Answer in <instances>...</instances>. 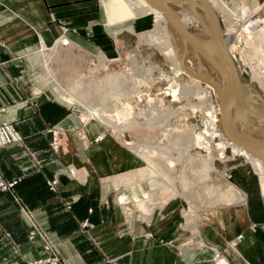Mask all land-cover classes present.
I'll return each mask as SVG.
<instances>
[{
    "label": "crops",
    "instance_id": "0c3cea01",
    "mask_svg": "<svg viewBox=\"0 0 264 264\" xmlns=\"http://www.w3.org/2000/svg\"><path fill=\"white\" fill-rule=\"evenodd\" d=\"M228 2L233 7L240 3ZM243 2L250 9L264 7V0ZM96 9L97 0H0V39L7 44L0 47V105L10 106L5 118L26 137L25 144L0 149V176L17 180L12 190L0 189V264H28L43 256L42 239L28 237L30 222L22 206L53 235L67 264H264L263 194L241 186L247 202L195 213L200 240L196 243L182 229L179 199L156 209L150 225L136 212L126 216L112 179L129 166L122 146L106 138L88 145L74 137L68 152L51 148L49 127L72 129L77 115L58 100L42 101L37 110L22 101L26 96L15 88V62L30 59L25 54L37 46L39 36L44 43L55 39L61 33L59 23L86 29ZM102 132L101 126L87 127L90 137ZM68 165L83 172V180L72 177ZM54 175L59 178L57 192L47 185ZM86 220L92 224L88 234L81 232ZM123 230L127 233L121 236ZM240 234L241 241L230 245Z\"/></svg>",
    "mask_w": 264,
    "mask_h": 264
},
{
    "label": "bare ground",
    "instance_id": "6f19581e",
    "mask_svg": "<svg viewBox=\"0 0 264 264\" xmlns=\"http://www.w3.org/2000/svg\"><path fill=\"white\" fill-rule=\"evenodd\" d=\"M146 1L153 9L156 16L157 27L154 30L158 29V32L162 31V34L145 33L142 36L143 41L151 42L156 44V46L161 47L165 52V58L171 62V69L173 71L171 77L162 72V75H166L167 80H169V85L166 87L164 93L173 97L174 101H185L186 104L183 103L184 106L182 109L184 112L188 108H186V105H189V108L192 107V111L194 110L193 112L196 110L201 112L206 111L207 115L201 117H203L204 120L202 119V122H204V125L207 128L203 131L201 130L197 132L199 125L192 124L188 127L189 132L187 135L177 133L178 136L176 135L175 142L173 141L174 146H170L171 142L168 145H165L167 147L164 146L165 148H169V151L171 149L178 151L177 157L169 155L165 156V153L162 154L164 150L163 140H165V138L161 139V137H159L160 139L156 145H150L149 142H141L138 144L128 142V145H131L129 148H132L134 152L146 162L147 166L113 177L114 184L117 187L124 185L131 188H134L137 184H141L140 186L142 187V190L140 192H136L135 189L133 190V200L136 202L138 208L142 209L144 217L147 218L151 215L154 208L163 207L170 198L178 195L186 198L191 211H204L205 209L214 206L220 207L233 203L241 205V203L247 202L248 196L227 180H225L226 182L222 181L218 184L222 185L219 187L223 190L214 189L222 193V198H220L221 201L212 206H196L193 202L192 198L195 197L197 199L198 194L204 192L201 188L196 186L204 183V181H212L213 172L217 171L214 164L215 155L213 154L216 153V149L219 151V159L225 163L229 160L231 161L235 159H241L242 162L240 163L250 162L252 166H254L255 171L259 173L261 190L264 195V149L258 152L260 156L255 157L254 155H251L254 152L236 144L223 127V109L226 108L227 120L240 136L252 140L264 141V99L258 91L251 86L249 87V84H246L243 80L241 81V66L235 56V53L238 50L241 55H243V64L249 63V50L254 46L256 49L252 47L255 51L252 53H255L256 57L257 55L259 56L257 57L258 63L264 64V18H253L254 14L257 13L261 7L258 6L254 9H250L243 0H239L240 3L237 7H233L228 0H161L167 7L180 16L187 27L190 28L191 25L194 26L191 30L192 34H188L184 29L180 28L174 20L172 21L168 18L163 11L154 7L148 0ZM102 2L107 7L109 13L118 9L121 20H126L134 16L131 13L130 5L125 0H102ZM217 2L219 7H215ZM214 10L218 17L221 16V18L226 21V28L221 27L220 29L217 21L218 17L214 14ZM223 19L222 21H224ZM238 22H242V24H237ZM235 25L238 27V30L241 28V30L245 32V35L241 33V35L236 36L238 42L234 40L233 33L236 29ZM218 35L223 43L229 44L228 47L230 54L216 39ZM243 36H246L249 39L248 41L243 40L246 43V47L242 49L243 51H240L237 48V43L240 42V39H243ZM210 38L215 40L210 41ZM61 41L62 44L78 47L77 44H74V42L66 36H64ZM111 61L112 60L107 59L102 55L100 59L101 65L96 66L92 74L93 77L90 78L88 83H83V81L74 83V85L72 83L73 86L71 88L69 87L70 85L67 87L72 91L62 89L59 95L70 100L72 103L76 101L83 106L87 105L89 108L87 120L97 119L101 124L112 128L120 136H123L127 131L137 130L141 127H155L156 125L160 127L161 124L163 125L164 123H161L162 121H156L155 116L157 115L155 110H151L150 112L149 110L146 112H143L142 110L138 116L127 118L129 115L125 116L126 114L124 113L127 111H133L131 110L133 107H131L129 103H126L125 105L123 104L124 106H122V109L119 108L117 101H120L123 96L126 98L129 97L131 91V89L130 91L128 90L130 87L126 89L124 87L125 85L123 86L127 74H124V77L122 76V73L108 72L104 78H98L99 82L95 83L93 78H95L96 71H99V69L102 68L105 70L110 69L109 64ZM132 61L133 64H136L135 59L132 58ZM152 71V68L145 69V71L141 70V72H148L150 74ZM50 72L51 75L53 74L54 78L57 79L56 74L52 71ZM133 72H135V70ZM237 74V81H233V76ZM183 75L189 77L188 82H180V78ZM121 78L123 80H121ZM257 79L260 80V84L264 88V78L257 76ZM71 80L72 79H70V81ZM153 82L154 81L150 82L151 85ZM84 84L88 85V88L80 89V86H83ZM90 85L93 88H90ZM127 86H132V84ZM131 88H135L134 90L136 91L137 89H140L139 82H134L133 87ZM91 93H97L99 96L97 99H100V101L92 102L95 100L92 98V100L89 101L91 103H88L87 101L89 100ZM221 98H224V106L226 105V107L222 105ZM148 99L149 103L154 102V99ZM119 103H121V101ZM161 103H163V101ZM162 105H164V103ZM157 110L161 111L164 109L157 108L156 111ZM167 111L169 113L172 110L167 109ZM128 112L127 114H130ZM165 117L170 119L167 117V114ZM157 118L161 120V117ZM162 125L161 127L165 128V126ZM172 130L174 131V128ZM214 139L216 141L215 146L212 145ZM175 146L178 147L176 148ZM196 147L204 149L209 157L206 158V156L202 155L200 151L198 152ZM181 159H185L184 163L189 165V170L194 168V161H200L201 166L194 173L197 176L196 181L187 178L188 170L184 168L180 177L182 186L181 188H178L173 186V183L175 182H173V179V183L171 182L173 185L170 186L171 183H167V181L173 178L172 176H170L171 178L169 177L170 179L168 178L169 172L168 174H161V172L168 167L170 168L168 171L170 170L175 173L178 168L177 165ZM156 160H160V162H157ZM163 160L164 162L167 160L165 165L161 162ZM190 163H193V165ZM221 175L223 177L226 176V170H222ZM156 176L158 179L160 177L165 179V181L163 180L164 182L161 181L164 185L160 186V182H156ZM141 178L142 180H140ZM143 184H146V186ZM144 187L146 189H144ZM158 188H161V190ZM193 190H195L194 194L191 193V197L187 198L185 192ZM139 196L141 198H138ZM125 197H127L126 201L128 202L130 199L129 194L126 193ZM205 198H208V196L205 195ZM197 200L199 201V199ZM191 216L189 213L188 218L190 221H193L194 219ZM216 258L220 259L222 256H220L219 253H216Z\"/></svg>",
    "mask_w": 264,
    "mask_h": 264
},
{
    "label": "rangeland",
    "instance_id": "374dc122",
    "mask_svg": "<svg viewBox=\"0 0 264 264\" xmlns=\"http://www.w3.org/2000/svg\"><path fill=\"white\" fill-rule=\"evenodd\" d=\"M125 1L130 5L129 7L131 9V13L134 15L130 18L128 17L129 19L121 20L118 9L115 11L113 10L111 11V13H109L107 7L102 2V0H97L96 17L87 21L88 27H86V29L85 28L80 29V26L75 27L73 25L71 26L68 23H59L61 33L55 39H53L50 43L48 42L44 43L41 36H39L37 38L38 39L37 46L32 47L33 49H30V52L25 54V57L27 56L28 58L30 56V59L25 60V61L21 59L15 62V65L16 67H18V69L16 70V74L13 76L14 82L16 83V86H15L16 90L23 92L26 96L22 101L29 102V103L31 102L36 110L40 108L42 101L58 100L60 102L68 104L73 110V112L76 113L77 123L75 126H73L72 129H65L63 127H59L58 125H53L49 127L48 130L52 135V140L50 142V145L54 152L56 153L68 152L69 151L68 145L71 139L74 137L78 138L81 142L88 143V145L95 143V142L102 141L106 138L107 140H110L113 143H117L118 145L122 146L124 149L127 150L129 166L127 169L120 171V173L122 174L147 166L146 162L143 159H141L137 155V153L134 152L132 148H129L131 147V145L130 146L128 145L130 142H132L133 144H138L141 142L142 143L149 142L150 145H156L158 143V140L160 139L159 137H161V139L165 138V140H163L164 142L163 147L165 145H168L170 142H171L170 143V146H171L174 144L173 141L175 142V139H176L175 137H177L178 134L187 135V133L189 132V128H188L189 125H192V124L199 125V127L197 128V132L201 130L203 131L207 128L204 125V122H202L204 120L203 117L207 115L206 111L201 112L199 110H196L195 112H193L194 110L192 111V107L189 108L190 106L186 105V108L187 107L188 108L184 112L182 109H183L184 104H186L185 101H174L173 97L166 95L164 93L166 90V87H168L169 85L168 83L169 80H167L166 75H162V72L165 74H168L170 77L173 75V71L171 69V62L165 58L164 56L165 52L161 47H158L156 46V44H153L151 42L143 41V37H142L145 33L162 34V31L159 30L160 32H158V29L154 30L157 27V20L155 18L156 16H155L153 9L150 7V5H148L146 0H125ZM215 7H219L218 2L215 5ZM214 12L216 14V17H218L215 10ZM259 17L264 18V7H261L257 11V13H255L253 16V18H259ZM222 19L223 18H221V16L217 18L220 29L221 27H224V28L227 27L225 25L226 21L224 19H223L224 21H222ZM237 24H242V22H238ZM235 27L236 29L233 33L234 40L238 42L236 36L241 35V33L245 35V32L241 30V28H239L238 30V27L236 25ZM31 30H33V27H31ZM64 36L68 37L72 42H74V44H77L78 47H72L70 45L62 44L61 39ZM210 39L215 40L213 38H210ZM248 39H249L248 37L243 36V39H240V42L237 43V48L240 51H243L242 49L246 47V43L243 40L248 41ZM16 42H17V38H16ZM6 45L7 44L4 43L0 39V47L4 48L6 47ZM252 47L249 50L250 52L248 56L250 59L249 61L250 64L249 63L243 64L244 63V60L242 58L243 55H241V53L238 50L235 53V56L238 59L239 64L241 66L242 79L241 78L240 79L241 81L243 80L246 84H249V87L251 86L253 89L258 91V93L264 99V88L263 86H261L260 80L257 79V76L264 78V64H260L257 62L258 60L257 57L259 56L257 55L256 57L255 53H252L254 51ZM102 55H104L107 59H110L112 61L109 64L110 69L105 70L102 68V69H99V71H96L95 78H93L95 83L99 82L98 78H104L108 72L122 73V76H124V74H127V77L125 76L124 77L128 81L124 79L123 77V79L125 80L124 81L125 84H123V86L125 85L124 87L126 89L130 87L128 90L130 91L131 89V91H130L129 97L126 98L125 96H123L120 99L122 104L119 103L120 101H117L119 108L122 109L123 108L122 106H124L126 103H129L131 107H133V109H131L133 111L131 112L127 111L130 114H127V112L124 113L126 114L125 116L129 115L127 118L138 116L142 110L143 112L144 111L146 112L147 110H149V112L151 110L152 111L155 110V113L157 115L155 116L156 121L158 120L162 121L161 123H164V124L163 125L161 124V125L165 126V128L161 127V125L160 127L157 125L155 127L154 126L141 127V128H138L137 130L127 131L123 136H120L112 128H109L101 124L97 119L87 120V115L89 111V108L87 107V105L83 106L76 101L72 103L70 100L65 99L64 97L59 95L62 89L71 90L70 88L74 85V83L82 82V81L83 83L85 82L88 83L90 81V78L93 77L92 74L96 66L101 65L100 59ZM22 57L23 55H20V56L17 55L15 58H22ZM33 57H35V59ZM132 58L135 59L136 64L132 63L133 62ZM263 59H264V56H263ZM18 62H20L21 65L17 64ZM252 66L254 69L252 68ZM148 68H152L153 71L151 72V74L148 72H141V70L145 71V69H148ZM134 70L135 72H133ZM50 71L56 74L57 79L54 78L53 74L51 75ZM245 77L247 78V80ZM69 78L72 80L70 81ZM129 78L130 79L134 78V79L130 80ZM123 79L121 78V80ZM135 80L139 82V85H140V89H137V91L134 90L135 88L133 89L131 88L133 87L134 82L137 83ZM188 80H189V77L186 75H183L180 78L181 83H186L188 82ZM152 81L154 82L151 85L150 82ZM131 84L132 86H127ZM84 85L83 86L81 85L80 86L81 88L80 87L79 88L80 89L88 88V85H85V86ZM68 86L70 88H67ZM90 88H93V87L90 85ZM92 98L95 99L92 102L100 101V99H97L99 98L97 93H91L90 98L87 102L91 103L89 101L92 100ZM148 98L154 99V102H153L154 104L149 103ZM162 101L164 105H162L163 104L161 103ZM9 107L10 106H7V105L5 106L0 105V112L3 113V117H1V119L4 121H8L5 118V114L8 112ZM157 108L164 109V110L156 111ZM167 109L172 110L174 113L172 111L168 113ZM166 114H167V117H169L170 119L165 117ZM157 117H161V120ZM12 124L14 125L16 132L22 138V141L19 142L18 144H25L26 137H24L17 130L15 123H12ZM89 125L101 126L103 129V132L98 135H95V137H90L87 133V127ZM173 128H174V131L172 130ZM212 142H213L212 145L215 146V143H216L215 139ZM165 147H164L162 154L165 153V156L166 155L176 156V157L178 156V151L172 150V149H171L172 151L171 150L169 151L168 150L169 148H165ZM175 147L177 148L178 146H175ZM196 148H197V151L198 152L200 151V153L206 156V158L209 157L206 154L204 149H201L199 147H196ZM215 151L216 153H213V154L215 155L214 164L217 168V171L213 172L212 181L210 182L204 181V183L196 186V187L201 188L202 191H204L198 194L197 199H199L200 202L195 197L192 198L196 206H200V205L212 206L216 204L217 202L221 201L220 198H222V195H221L222 193L214 189H222L219 187L222 185H218V184H220L222 181H225V180L235 185L239 190L245 193V195L247 194L241 188V186H243V188H246V191L253 190V191L258 192L259 194H262L260 177L258 175L259 173L255 171L254 166H252L250 162L240 163L242 162L241 159L240 160L235 159L231 161L229 160L228 162L225 163L219 159L218 157L219 151L216 149ZM31 155L33 156V153H31ZM136 162H137V165H136L137 167H133L136 164ZM157 162H160V160H158ZM161 162L164 165L166 164L164 160ZM184 162H185V159L184 160L181 159V161L177 165L178 168L175 173L171 172L170 170L168 171V169H170L168 167L165 168L166 171L163 170L164 172L163 171L161 172V174H164V173L168 174L169 172V176L167 175L168 178L170 176L173 177V178L170 177L171 178V179L169 178L170 180L167 178L169 180L167 181V183L168 182L171 183L172 179H173V182L175 181L174 183L172 182L174 185L171 183L170 186L173 185L175 187L181 188L182 183L180 182V177H181V174L184 168L188 170L187 178L189 180L196 181L197 176L194 173L200 168L201 162L198 160L194 161V168L191 170L188 169L189 165ZM190 164L193 165V163H190ZM131 165H132V168L129 169ZM222 170H226V176L224 177L221 175ZM78 171L79 170L73 168V165H68L69 174L75 179L83 180L84 173L83 172L79 173ZM120 173L118 172L116 174H120ZM155 178H156L155 180L157 183L160 182L159 183L160 186L164 185L161 183V181L163 180L165 181V179L161 177L158 179L157 176ZM54 179H57L59 183L58 175H54L52 178H49L47 180L48 187H49L48 182ZM140 180H142V178ZM238 184H241V185H238ZM140 185L141 184H137L134 188L126 187V186L123 187L121 185L115 188L114 194L117 193L116 201L120 205V208L125 212L126 216H131L132 214H134V212H136L144 220V222L150 225L153 220V216L156 212V209L160 207L154 208L153 211L151 212V215L148 218L144 217L142 209L138 208L136 202L133 200L134 195L130 194V192L133 193L134 189L136 190V192H140L142 190V187ZM143 185L146 186V184H143ZM161 188H158V189L161 190ZM144 189L146 188L144 187ZM50 190L54 191L52 189ZM57 191H58V184L54 192H57ZM194 191L195 190L188 191V192L186 191L185 196L187 198L191 197L192 195L191 193L194 194ZM126 193L129 194L130 196L129 197L130 199L128 200V202L126 201L127 197H125ZM204 194L208 196V198H205ZM138 198H141V197L139 196ZM172 199H179L182 201L183 203V206L181 207L182 208L181 213L183 215L182 217L183 224L181 225L182 229L185 231V233L187 232L190 235L191 237L190 241L198 243L200 240L198 238L199 230H198L197 221L195 218L196 216L195 213H199L200 211H191L189 208V204L186 201V198H183L180 195L173 196L172 198L169 199V201ZM230 205H236V203L226 204L224 206H230ZM21 209H22V213L24 217L28 219V221L30 222V229L28 233L29 239L33 241L37 237H40L42 241H45L46 239V241H51V243L54 244L53 245L54 251L52 248V251H49V253H46L45 251H43L44 245L42 243V253H43L42 255H46V256L53 255L55 254V252L58 255H60V253L58 252L57 244L55 242L56 240L54 239L53 235H51L49 231L44 229V227H42L39 223L34 221L33 214H29V212L33 213V211L28 209L25 206L24 207L22 206ZM189 213H190V216L192 215L191 217L194 219L193 221L192 220L190 221V219L188 218ZM91 226L92 224H90L89 221L87 220L83 221L81 223V232L88 234L90 229L92 228ZM32 231L35 232V235L33 238L30 237V233ZM126 233L127 232L123 230L121 233V236ZM241 235L243 236V234H240L238 237H236L235 240H231V241H239L238 239L243 238V237H240ZM147 236L152 237L153 233L148 232ZM201 246H202V241H201ZM60 256L63 258L62 255ZM41 257H39L38 259H40ZM14 264H18V263H14Z\"/></svg>",
    "mask_w": 264,
    "mask_h": 264
},
{
    "label": "built area",
    "instance_id": "2783aa9c",
    "mask_svg": "<svg viewBox=\"0 0 264 264\" xmlns=\"http://www.w3.org/2000/svg\"><path fill=\"white\" fill-rule=\"evenodd\" d=\"M1 117H3L2 112H0V149L22 141V138L16 132L14 125L8 121L2 120ZM16 183H17V180L7 181L6 179L0 176V189L2 191L12 190L14 186L16 185ZM48 184H49L50 189L55 191L57 188L58 180L54 179L52 181H49ZM29 214H33V213L29 212ZM34 235H35V232L32 231L30 233V237L33 238ZM240 237H242V235ZM238 242L239 241H229V244L232 246H236ZM43 245H44L43 251H45L46 253H49V251H52L54 244L51 243V241H46L45 239V241H43ZM53 251H54V248H53ZM28 264H66V261L55 252V254L53 255H48V256L43 255L40 259L30 261Z\"/></svg>",
    "mask_w": 264,
    "mask_h": 264
},
{
    "label": "water",
    "instance_id": "95a60500",
    "mask_svg": "<svg viewBox=\"0 0 264 264\" xmlns=\"http://www.w3.org/2000/svg\"><path fill=\"white\" fill-rule=\"evenodd\" d=\"M154 7L160 9L161 11H163L166 16L168 18H170L172 21L174 20L176 22V24L184 29L188 34H192L191 29H193L194 27H187L185 25V23L182 21V19L180 18V16L173 11L172 9H170L169 7H167L161 0H148ZM215 14V12H214ZM216 15V14H215ZM223 37V36H222ZM216 39L219 41V43H221V46L229 53V44L228 43H223V41L220 39V36L218 35L216 37ZM212 40V39H210ZM230 54V53H229ZM238 78V74L233 76V81H237ZM246 78V77H245ZM247 80V78H246ZM227 97V96H226ZM221 102L222 105L224 106V98H221ZM226 107V105L224 106ZM223 114H224V122H223V127L224 129L227 131V133L229 134V136L231 137V139L238 144L241 147H244L245 149H248L251 152H254L251 155H254L255 157L260 156L258 152H260L261 150L264 149V141L262 140H252V139H248V138H244L242 136H240L232 127V125L229 123V121L227 120V114H226V108L223 109ZM262 158V157H261ZM215 207V206H214Z\"/></svg>",
    "mask_w": 264,
    "mask_h": 264
}]
</instances>
